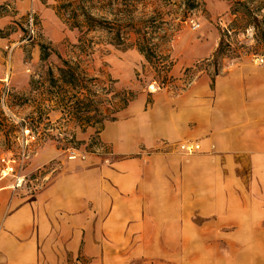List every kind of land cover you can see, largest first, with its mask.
Wrapping results in <instances>:
<instances>
[{"label": "crops", "instance_id": "crops-1", "mask_svg": "<svg viewBox=\"0 0 264 264\" xmlns=\"http://www.w3.org/2000/svg\"><path fill=\"white\" fill-rule=\"evenodd\" d=\"M116 116L80 164L21 201L0 191V264H264V60L141 92ZM59 154L44 145L29 171Z\"/></svg>", "mask_w": 264, "mask_h": 264}, {"label": "rangeland", "instance_id": "rangeland-1", "mask_svg": "<svg viewBox=\"0 0 264 264\" xmlns=\"http://www.w3.org/2000/svg\"><path fill=\"white\" fill-rule=\"evenodd\" d=\"M181 1L140 0L127 9L130 13L133 10L130 19L139 22L141 30L136 33L131 27L124 28L127 45L119 46L113 40L114 27L86 31L83 42L78 43V29L69 27L57 14L63 0H0L3 26L0 28L3 40L0 61L8 62L0 64V77H3L0 79V191H7L10 196L14 192L21 201L61 172L63 166L58 163L80 164L95 150L89 146L90 137L75 123L59 122L61 113L57 100L47 91L53 89L47 70L51 69L57 76L61 59L77 64V68L96 78L100 85H109L114 91L128 89L135 96L147 93L148 98L158 90L179 91L199 73L213 74L216 68L219 71L241 58L264 59V40L256 30L242 25L239 14L230 13L231 0H202V6L188 11L185 16H182L186 9ZM81 3L91 7L94 15H103L110 21L108 27L113 26V15L104 13L109 8L106 4L103 7V1L82 0ZM261 13L264 16V7ZM143 37H148L143 42L155 53L148 52L151 59L135 46L137 38L141 41ZM42 45L48 52L45 60L40 59ZM213 45L209 58L190 67L179 66L180 57L189 60L191 53H197L195 49ZM162 60L171 62L168 71L161 68L158 61ZM163 75L171 79L161 87L158 80ZM72 132L83 143H72ZM44 145L55 146L60 151L59 156L30 172L29 162ZM72 150L77 153L75 159L68 157ZM7 161L12 163L13 171L2 175ZM18 175H24V180L20 186L12 187ZM179 244L176 241V246ZM219 246L227 248L228 245L223 241Z\"/></svg>", "mask_w": 264, "mask_h": 264}, {"label": "trees", "instance_id": "trees-1", "mask_svg": "<svg viewBox=\"0 0 264 264\" xmlns=\"http://www.w3.org/2000/svg\"><path fill=\"white\" fill-rule=\"evenodd\" d=\"M97 1H103V7L105 8L106 4V7L109 8L104 10V13L108 12L113 15V20L115 21H113V26L108 27L110 21H107L103 15H94L91 7L82 4V0H63L60 7L58 8L56 6L55 9L58 8L57 14L69 27L78 29L80 33L77 39L78 43L83 42L86 31L98 30L100 28L109 30V28L114 27V43L119 46H126L127 39L123 37V33L126 32L124 28L129 29L131 27L136 33L141 30L139 27L140 24H137L139 22H132V19H130L133 10L130 13V10L127 9L134 7L140 0ZM181 3L186 9L182 15L185 16L188 11L202 6L203 1L182 0ZM263 7L264 0L230 1V13L233 15L239 14L243 22L242 25L245 28L251 27L256 30L261 40H264V16L261 13ZM92 8L99 10V7ZM127 22H129V25ZM147 38L143 37L141 41L137 38L135 46L147 59H151V56H148V52L155 53L148 43L143 42ZM47 57L48 52L42 45L40 59L45 60ZM158 62L161 63L162 69L165 68L168 71L171 62L167 60L165 62L163 60ZM76 65L68 60L61 59V65L57 68V76H54L51 69H48V80L50 87L53 89H48L47 91L51 98L57 100L56 106L61 113L59 122L71 120L81 132H84L88 127L94 128V134L90 136L89 143V146L94 148L99 144L98 134L103 128L104 123L115 120L117 118V112L126 107L134 99L135 94L128 89L114 91L109 85H100L96 78L87 76ZM217 72L218 69L216 68L214 73L216 74ZM169 79H171V76L163 75L158 80V83L163 87ZM32 83L34 84V81L31 79ZM109 93L111 95H108ZM47 121L49 122V120ZM70 141L75 144L83 143V140L77 139L75 132L70 134Z\"/></svg>", "mask_w": 264, "mask_h": 264}, {"label": "built area", "instance_id": "built-area-1", "mask_svg": "<svg viewBox=\"0 0 264 264\" xmlns=\"http://www.w3.org/2000/svg\"><path fill=\"white\" fill-rule=\"evenodd\" d=\"M255 60L257 62L261 63V62H263L264 59L262 57H259V58H256ZM180 148L187 153H191L198 148V145L195 143H192V142H185V143L180 144ZM22 157H24V153L22 154ZM68 157L70 159H75L77 157V153L73 150L69 151ZM82 157H84V156L82 155ZM2 160H4V159H2ZM12 171H13L12 163L7 161L5 163V166L1 170V174L2 175H8V174H10V172L12 173ZM23 180H24V175L16 176L15 181H14V185H12V187L20 186Z\"/></svg>", "mask_w": 264, "mask_h": 264}]
</instances>
